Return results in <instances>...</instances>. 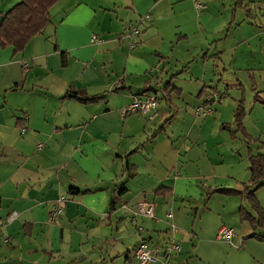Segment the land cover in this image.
<instances>
[{"label":"crops","instance_id":"obj_1","mask_svg":"<svg viewBox=\"0 0 264 264\" xmlns=\"http://www.w3.org/2000/svg\"><path fill=\"white\" fill-rule=\"evenodd\" d=\"M19 1L0 0V14ZM147 14L128 36L125 23ZM50 20L22 51L0 46V217L16 212L0 227V264H51L53 255L60 264H136L139 240L156 251L161 235L173 236L161 227L172 204L193 207L222 188L227 164L247 167L221 175L242 188L249 154L264 153V0H58ZM186 60L196 63L192 73ZM168 77L173 87L151 121L122 112L146 82L158 89ZM69 89L98 98L84 102ZM241 97L247 140L227 128ZM206 102L213 114L194 116ZM112 195L118 203L108 215ZM140 201L153 204L154 217L133 220ZM192 227L196 244L209 242ZM176 233L179 250L157 257L190 264L200 251ZM126 238L131 250L112 249ZM104 241L111 249L97 251Z\"/></svg>","mask_w":264,"mask_h":264},{"label":"rangeland","instance_id":"obj_2","mask_svg":"<svg viewBox=\"0 0 264 264\" xmlns=\"http://www.w3.org/2000/svg\"><path fill=\"white\" fill-rule=\"evenodd\" d=\"M242 14H244V9L238 8V10L236 11V15L241 16ZM52 18L55 21L57 19V16H52ZM180 41L184 42L187 41V39L182 38ZM182 47L187 49L189 46L182 45ZM192 53L193 52L190 51L186 54L193 55ZM163 56H166V54H163ZM195 59L196 61H199L198 58ZM168 62H171V58H168ZM195 64L196 63L194 62H186L185 65L190 66L191 68V71H189V73H192L195 68ZM169 81L171 84L169 83ZM166 82L170 84L171 88L173 87L174 81L170 80L169 77L163 80L162 84H160L161 88H158V95L161 100H163L164 98L163 96L165 94V89L163 88V84ZM204 90H206V88ZM171 125L176 129L182 128V125L175 122ZM242 166L243 165H240L239 168L233 169L232 166H229L227 164L221 167L218 185H224L222 188L226 189H230V186L233 189H242L240 188L241 184H239V187L232 186L230 180H223L221 177V175H223V172L230 174L233 171L235 172L236 169L241 168L242 170ZM243 167L246 171L247 167ZM211 190H209L208 193L205 192L202 197H199L197 200H195L193 203V207H190L187 203L181 202H176L175 206H173L172 204L171 207L174 208L175 217L174 219H172V221L163 218L161 227L163 229H166L167 225L170 227V224L173 223L177 228L176 236H181V233L187 234L194 232V234H196L197 232L195 228L192 227L193 224L194 226H198L203 229V235L207 236L210 239L209 242H200L196 244L197 236L194 238V234H187V236H183L184 243L189 251L195 244L200 251L198 257L190 256L187 258L188 261L190 260V264H264V221H260L261 217L259 216L258 212L251 206V202L249 201V199H247L243 194L239 193H221ZM254 195L260 207L264 210V186L258 188L254 192ZM134 210L136 211V209ZM245 213H248L249 216L251 215V218L256 222V227H253V223L250 219L242 217ZM141 216L142 215L134 214L135 219L136 217L140 218ZM130 221L128 218L126 224L127 226L129 225V228H132V232H135L139 224L136 223V225L134 226V224H132ZM220 226L233 229L234 233L237 236H235L236 238L233 239V244L228 243V241L224 239H216V235L218 234V232L216 234V230ZM112 233L113 238L116 239V237L114 236L115 232ZM130 234L134 236L131 232ZM260 237L262 238L260 239ZM175 240L177 241V237L175 238ZM158 241L165 245L168 242V239L165 235H161L158 238ZM132 244L133 240L130 241V239L126 238L124 240H119L118 243L112 247V249L116 251H120V249L122 248L131 250ZM148 245L151 248L154 247L152 246V243ZM110 249L111 248L109 247L107 241H104L103 247L101 249H97V251L101 250L103 253H106L105 251ZM82 251L91 253V248L84 247L82 248ZM52 257L53 258L51 264H60L58 258H54V255ZM48 258L49 256H43L41 260H46ZM77 264L79 263L77 262Z\"/></svg>","mask_w":264,"mask_h":264},{"label":"trees","instance_id":"obj_3","mask_svg":"<svg viewBox=\"0 0 264 264\" xmlns=\"http://www.w3.org/2000/svg\"><path fill=\"white\" fill-rule=\"evenodd\" d=\"M58 0H20L11 6L8 10L1 13L0 16H3V19L0 23V46L1 47H12V51L14 53L20 52L23 50L24 46L28 42V40L38 34L41 33L50 23V9ZM62 57L64 59L65 53L61 51ZM64 61V60H63ZM168 82L163 84V88L168 89ZM69 92L75 93L78 99H82V101H94L98 97H81L82 92H78L76 90H68ZM141 94H150L154 95L157 98V108L159 105V95L157 96L158 89L151 86L150 83L147 82L142 87V91H139ZM260 101V100H259ZM264 103V100L261 101ZM210 103H200L199 105H208ZM198 106V105H197ZM196 107V106H195ZM194 107V108H195ZM156 108V110H157ZM193 108V109H194ZM155 110V112H156ZM245 108H244V98L241 97L238 100V105L235 109L234 120L232 124H228L227 128H229L232 134L236 135L241 132L242 135L245 136L244 139H249V136L244 133L242 120L245 116ZM145 118V117H144ZM205 118V117H204ZM249 178L246 182L242 183V189H226V188H217L212 189L214 192H231V193H239L246 196L247 199L251 202V206L258 212L261 217L260 221H264V210L260 207L257 202L254 192L264 186V153H256L249 154ZM78 188H70V193H79ZM86 192V191H84ZM118 203V196L112 195L110 198V207L108 209L107 214L111 215L116 208V204ZM243 218H248L252 221L253 227H256V222L249 216L248 213H245ZM261 224V223H260ZM254 235V234H251ZM262 237H260L261 239Z\"/></svg>","mask_w":264,"mask_h":264},{"label":"built area","instance_id":"obj_4","mask_svg":"<svg viewBox=\"0 0 264 264\" xmlns=\"http://www.w3.org/2000/svg\"><path fill=\"white\" fill-rule=\"evenodd\" d=\"M195 6L198 9H202L204 6L203 4L196 1ZM149 18V15H143L139 19V21H129L126 22L124 25V31L128 36L132 35H138L140 33V23L142 20H146ZM91 42L99 41V38L97 36H92L90 39ZM131 48L134 47V44L132 43ZM25 70L28 69V64L26 62L23 63L22 66ZM157 108V98L154 95L150 94H141L136 95L133 98V101L126 106L122 112L128 113V112H134L142 115L145 117L148 121H151L154 117L155 110ZM213 114L212 107L208 105H198L193 109V115L196 117H207L209 115ZM24 130L22 129L21 132ZM41 144L37 145V148L39 149ZM134 214H139L145 217H154V206L152 203L147 201H140L135 204ZM55 215V214H54ZM16 217V212L10 213L5 218L0 217V227L5 226L6 224L10 223L12 220H14ZM166 219L170 220L172 218V208L170 207L168 211L165 213ZM135 220V218L133 219ZM141 228H137V232L139 233V230ZM170 232L173 234L169 241L164 245L165 247H158L157 250L151 249L149 247L148 243L145 240H139L138 243L135 246L134 249V255L136 258V264H169L167 259H158L157 253L159 250H163L164 252H173L179 250V245L174 240V233L177 231V228L174 224H170L169 227ZM235 237V233L232 228L228 227H221L218 230L217 238L218 239H224L228 242H231L232 239Z\"/></svg>","mask_w":264,"mask_h":264},{"label":"water","instance_id":"obj_5","mask_svg":"<svg viewBox=\"0 0 264 264\" xmlns=\"http://www.w3.org/2000/svg\"><path fill=\"white\" fill-rule=\"evenodd\" d=\"M2 19H3V16H0V23H1Z\"/></svg>","mask_w":264,"mask_h":264}]
</instances>
